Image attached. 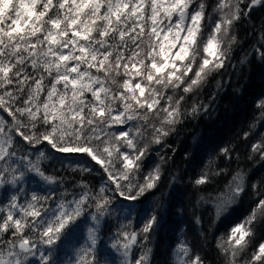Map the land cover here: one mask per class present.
<instances>
[{
	"label": "snow or ice",
	"instance_id": "1",
	"mask_svg": "<svg viewBox=\"0 0 264 264\" xmlns=\"http://www.w3.org/2000/svg\"><path fill=\"white\" fill-rule=\"evenodd\" d=\"M258 5L264 0H0V264H116L113 253L119 264H152L162 205L121 209L129 223L108 243L102 225L118 202L142 206L159 190L167 160L156 151L159 163L149 166L152 145H164L186 114L207 112L182 105L225 67L237 23ZM256 53L264 66V43ZM256 106L264 126V98ZM250 147L264 161V135ZM232 153L219 148L224 159ZM93 172L98 187L64 184V173ZM30 177L40 192L27 190ZM245 185L237 171L209 197L215 219L230 215ZM257 194L217 244L226 264H264V191ZM133 214L142 219L129 230ZM172 251L175 264H206L185 240Z\"/></svg>",
	"mask_w": 264,
	"mask_h": 264
},
{
	"label": "trees",
	"instance_id": "2",
	"mask_svg": "<svg viewBox=\"0 0 264 264\" xmlns=\"http://www.w3.org/2000/svg\"><path fill=\"white\" fill-rule=\"evenodd\" d=\"M207 2L214 6L216 0ZM234 34L237 35V44L233 46L225 67L213 73L198 94L188 97L182 105V110L187 111L194 103H199L207 107V112L201 111L195 116L186 114L183 122L176 126V131L165 138L164 145H152L154 151L150 153L149 166L159 163L156 151L167 160L162 166L164 176L159 190L154 195L149 194L142 206L118 202L117 211L106 218V227L102 225L105 243L121 224L129 223L125 219L127 213L121 209L135 207L139 210L159 204L163 210V227L151 235L148 244L153 250L152 264H175L176 254L172 249L179 240L193 245L206 259V264H226L217 244L222 237L226 238L228 228L246 217L254 207V201L259 199L257 190L264 191V161L250 147L264 135L260 110L256 106L264 98V66L258 53L253 56L256 48L264 43V6L251 9L237 23ZM0 115L6 116L4 113ZM245 132L249 133L247 139L244 138ZM221 147L233 149L230 160L219 156ZM218 167L224 170L221 175L214 174ZM52 171L50 167L49 172ZM237 171L245 174L246 192L230 215L223 220L215 219L214 204L209 197L215 198L224 192ZM203 172L212 173V181L197 187L193 180ZM64 177L69 191H79L77 185L80 182L87 183L89 187H98L103 182L98 172L64 173ZM35 179L38 178L30 177L25 185L29 192L41 191L33 182ZM6 197L5 190L0 189V203L6 202ZM197 217L200 224L194 222ZM141 219L142 214H133L129 230L137 229ZM261 236H264V227L257 232V238ZM67 251L71 253L72 249ZM133 251L138 254L139 249L134 248ZM113 258L119 264V255L113 253Z\"/></svg>",
	"mask_w": 264,
	"mask_h": 264
}]
</instances>
